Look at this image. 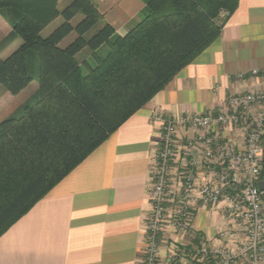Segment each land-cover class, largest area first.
<instances>
[{"label":"trees","instance_id":"16d2710c","mask_svg":"<svg viewBox=\"0 0 264 264\" xmlns=\"http://www.w3.org/2000/svg\"><path fill=\"white\" fill-rule=\"evenodd\" d=\"M140 1L139 22L118 36L89 0L61 11L57 0H0L20 41L0 57V87L15 96L37 85L32 105L0 121V237L211 45L238 4ZM58 16L65 22L45 35ZM76 16L82 20L71 26ZM188 237L177 246L187 253L204 244L197 232Z\"/></svg>","mask_w":264,"mask_h":264},{"label":"crops","instance_id":"0c3cea01","mask_svg":"<svg viewBox=\"0 0 264 264\" xmlns=\"http://www.w3.org/2000/svg\"><path fill=\"white\" fill-rule=\"evenodd\" d=\"M89 1L118 36L139 22L143 9L140 0ZM11 31L0 16V40ZM19 44L13 39L0 57ZM252 70L264 72V0H238L211 45L0 237V264H141L149 171L160 131L153 117L218 111L231 94L251 90L252 82L238 77ZM192 212L193 232L208 249L220 247L216 212L201 206ZM177 239L168 235V245ZM168 245L160 246V262Z\"/></svg>","mask_w":264,"mask_h":264},{"label":"built area","instance_id":"2783aa9c","mask_svg":"<svg viewBox=\"0 0 264 264\" xmlns=\"http://www.w3.org/2000/svg\"><path fill=\"white\" fill-rule=\"evenodd\" d=\"M238 79H249L251 90L231 94L218 111L153 117L160 131L149 171L151 208L141 264L203 263L207 257L214 264H264V192L256 186L264 181V72L252 70ZM170 173L176 176L175 191L168 190ZM165 201L172 204L168 212ZM195 206L216 212L220 247L201 244L187 253L174 241L160 262L163 221L182 240L193 233Z\"/></svg>","mask_w":264,"mask_h":264},{"label":"rangeland","instance_id":"374dc122","mask_svg":"<svg viewBox=\"0 0 264 264\" xmlns=\"http://www.w3.org/2000/svg\"><path fill=\"white\" fill-rule=\"evenodd\" d=\"M71 1L72 0H57V9L59 11L63 10ZM0 16L9 25V23L7 21L8 20L7 16L3 15L1 13H0ZM81 20H82L81 16H76L70 21V25L75 26ZM64 22H65V20L63 19V17L58 16L49 25H47L44 30H46L47 33L50 34L52 31H54L56 28H58ZM44 30H43V32H45ZM71 34L76 36L74 33H71ZM88 35H91V33H89ZM11 41L13 42V39L11 38V34H9V36H6L3 39H1L0 40V49L5 48L9 44V42H11ZM59 45L61 46V44H59ZM2 57H6V56H2ZM35 85H36V83L32 82L29 86H27V88L24 91H22L20 94L15 95V96H12V95L6 93L0 87V121L7 119L9 117H11V118L19 117L22 113V108L25 105H32L34 103V100H36V98H37V92L35 89ZM175 180H176V176L174 174L170 173L167 175L168 190H170V191L174 190L175 191ZM164 208L168 212L172 209V204H170L168 201L167 202L165 201ZM168 227H169V230L172 231L169 234H167V232H166ZM168 235L177 236L178 233L174 232L170 228L168 220L165 219L162 223V232L158 236L159 248L162 245L163 246L168 245V243H167L168 242L167 241ZM175 242H177V246H180V244L187 246L189 244V237L186 236V238H183L182 240L178 237V239ZM162 243H164V244H162ZM196 249L197 248H192L193 251ZM142 258H143V255H142ZM158 260L160 261V256H159Z\"/></svg>","mask_w":264,"mask_h":264},{"label":"water","instance_id":"95a60500","mask_svg":"<svg viewBox=\"0 0 264 264\" xmlns=\"http://www.w3.org/2000/svg\"><path fill=\"white\" fill-rule=\"evenodd\" d=\"M256 186L259 189V191L264 192V181L258 182Z\"/></svg>","mask_w":264,"mask_h":264}]
</instances>
